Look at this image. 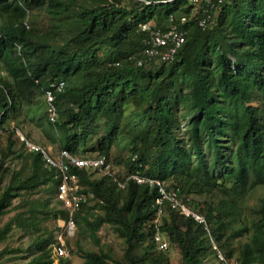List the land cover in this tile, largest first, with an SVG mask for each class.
<instances>
[{
  "label": "trees",
  "instance_id": "obj_1",
  "mask_svg": "<svg viewBox=\"0 0 264 264\" xmlns=\"http://www.w3.org/2000/svg\"><path fill=\"white\" fill-rule=\"evenodd\" d=\"M169 21L184 31L174 58L137 63L146 49L141 24ZM58 81L65 86L55 98L57 120H45L47 138L76 154L101 121L106 131L90 156L106 157L112 171L75 169L86 199L74 222L95 246L76 239L81 264H264V195L249 213L244 207L264 186V0H224L207 13L188 0H0V219L14 210L0 224V242L14 227L28 234L25 247L0 250L20 258L8 264L69 263L53 252L61 225H43L68 217L56 196L58 171L17 133L34 94L44 101L43 90ZM13 158L18 166L7 165ZM135 171L183 197L207 196L187 201L204 221L169 207L158 215L156 188L118 185ZM103 223L122 239L120 256L100 243Z\"/></svg>",
  "mask_w": 264,
  "mask_h": 264
},
{
  "label": "built area",
  "instance_id": "obj_2",
  "mask_svg": "<svg viewBox=\"0 0 264 264\" xmlns=\"http://www.w3.org/2000/svg\"><path fill=\"white\" fill-rule=\"evenodd\" d=\"M192 3H199L202 10L207 13V7H212L215 4H221L224 0H188ZM209 14L199 19V24L203 27L207 26V19ZM141 29L146 31L144 37V44L146 46L144 57H140L137 63L143 62H168L174 58L176 50L184 41V31L179 30L178 26L169 21L165 28L151 27L149 23H142ZM64 87L63 81L51 82L49 87L44 91L46 99V109L48 119L55 121L56 106L54 103L55 91H61ZM19 137L23 140L28 148L39 150L45 164L54 167L58 171V188L56 196L63 202L68 209L67 220L61 221L66 223L67 231L75 227L74 213L79 208L80 204L86 199V193L83 192L80 186L78 174L75 169L80 167H88L95 169L100 173L112 174L111 167L108 160L104 156H81L73 154L66 148L58 149L57 156L44 146H41L24 136L20 131H17ZM133 180L136 183L144 184L149 187L156 188L157 194L153 199V204L156 208L157 214H161L168 207L177 209L185 216H192L197 221H204V217L194 211L187 202V197L179 195L177 188H167L165 183L154 176L143 175L142 173L128 172L117 181L119 186H123L127 181ZM157 220V219H155ZM66 235V234H65ZM64 235V236H65ZM155 239L159 240L158 233L155 234ZM58 244L54 246L53 252L57 256L67 257L69 251L67 249L65 238L62 234L57 235ZM166 241H162L161 246L166 245Z\"/></svg>",
  "mask_w": 264,
  "mask_h": 264
},
{
  "label": "rangeland",
  "instance_id": "obj_3",
  "mask_svg": "<svg viewBox=\"0 0 264 264\" xmlns=\"http://www.w3.org/2000/svg\"><path fill=\"white\" fill-rule=\"evenodd\" d=\"M40 26L41 28L44 27L43 19L40 20ZM31 101H32V106H31L32 108H30V110L27 112L26 115L23 114L22 117H18V119L20 120L19 122L21 124L20 130L22 131L23 134L24 132L28 133L30 135L29 136L30 139H32L31 141L41 144L46 149H48L53 156H57V152L59 149L58 142L51 141L49 138H47L46 133L44 131V123L47 118L46 104L43 101V98L40 97L38 94H34ZM124 107H125V112H128L132 109L133 105L129 103L126 104ZM65 119L66 117H64V120ZM13 122L14 121H11L10 123L12 124ZM97 123H98L97 130H94L90 132V134L86 135L87 139L85 141V144L78 146L75 152L76 154L81 156H86V155L90 156V155H95L97 153L95 150H91L90 147L92 145H95L97 138H100L106 131V127H105L106 125H104L101 121ZM86 126L87 128L90 127L89 124H86ZM18 148L19 147L17 146V142H16V149ZM21 151H22V155H25L27 152V150L24 148H22ZM112 151H117V149H112ZM20 161H21L20 158H13L7 162V165L15 167L19 165ZM112 170L115 173H120V174L123 173L122 167L120 165H115ZM80 186L85 187V185L82 183L80 184ZM45 195H47L46 192H43L42 196ZM263 195H264V186L261 187L259 186L246 195V197L244 198V207L247 213H249L248 210L249 207L257 206L259 199ZM33 197H37V194L34 195ZM203 197H207V196L189 194L187 196V199H191V200L193 199V202L195 200L201 202L203 200ZM54 198H55V192L52 194V200H54ZM208 198L211 199V197ZM16 201L17 199L13 200L14 203ZM87 204L91 207L90 211H95V212L100 211V209L97 206L95 207V200L93 198H89ZM13 212L14 210H11L9 214L5 215L2 219H0V224L3 223V221H5L9 217V215H11ZM56 224L61 225V227L59 226L60 230L58 234H62V236L65 238L66 241L65 243L69 251V255L67 256L69 259L68 264H81L82 259L79 256V254L76 253V249L74 245L76 239H80L82 245H84L87 248H95L94 242L90 239V237L87 234H81L76 224L74 228L67 231L66 223L61 221L59 218L57 219L48 218V219H44L43 221V225H46L49 228L55 227ZM97 236L99 237L100 243H106L111 247H113L117 255L120 256L122 254V250H123L122 239L117 235V233L114 232L110 224L108 223L101 224V226L97 230ZM27 239H28V234L25 231H22V229L20 228L14 227L7 235V238L4 241L0 242V250L16 247L18 245H22L23 247H25L26 244L28 243ZM232 243L233 245H236L237 242L233 241ZM169 255L171 258V262L176 263L179 257L178 248L175 246L169 247ZM218 256L220 258L222 257L220 253H218ZM18 260H20V258H18L16 254H12L9 252L0 255V264H8L11 261H18ZM205 264H216V260L213 258H209Z\"/></svg>",
  "mask_w": 264,
  "mask_h": 264
},
{
  "label": "clouds",
  "instance_id": "obj_4",
  "mask_svg": "<svg viewBox=\"0 0 264 264\" xmlns=\"http://www.w3.org/2000/svg\"><path fill=\"white\" fill-rule=\"evenodd\" d=\"M64 86H65V84H64ZM48 87H49V84H48L47 87L43 90V95H44V102H45V104H46V99H45L44 91H45ZM63 90H64V87H63V89H62L61 91H56V90H54V91H55V98H56V95H57L58 93H61ZM54 103H55V99H54ZM55 106H56V103H55ZM46 112H47V109H46ZM47 116H48V115H47ZM55 120H57V113H56V118H55ZM52 122H53V121H52Z\"/></svg>",
  "mask_w": 264,
  "mask_h": 264
},
{
  "label": "bare ground",
  "instance_id": "obj_5",
  "mask_svg": "<svg viewBox=\"0 0 264 264\" xmlns=\"http://www.w3.org/2000/svg\"><path fill=\"white\" fill-rule=\"evenodd\" d=\"M5 44H6V43H5ZM13 46H14V45H13ZM7 52H8V51H7ZM10 55H11V54H10ZM16 90H17V89H16ZM16 90H15V91H16Z\"/></svg>",
  "mask_w": 264,
  "mask_h": 264
}]
</instances>
